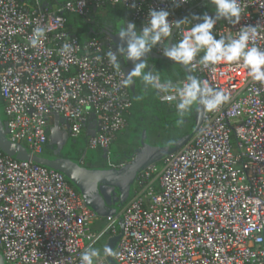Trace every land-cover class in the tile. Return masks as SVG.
Masks as SVG:
<instances>
[{
    "label": "built area",
    "instance_id": "2783aa9c",
    "mask_svg": "<svg viewBox=\"0 0 264 264\" xmlns=\"http://www.w3.org/2000/svg\"><path fill=\"white\" fill-rule=\"evenodd\" d=\"M202 1L209 0H64L54 7L0 0V100L8 139L31 157L42 156L57 115L68 138H86L91 151H110L130 125L133 98L130 86L121 85L122 65L118 72L108 61L106 53L115 51L110 40L80 42L64 14L90 21L92 10L122 5L139 31L150 9L168 11L175 22ZM239 2V23L216 21L214 36L235 37L242 27L256 26L252 43L264 50V0ZM35 27L46 35L32 47ZM191 27L179 26L176 41ZM167 40L152 50L163 55ZM190 71L226 90L231 101L216 112L203 109L192 138L141 171L118 215L104 224L63 175L0 151L5 264H80L87 247L119 233L118 217L123 233L112 255L118 264H264V83L247 77L240 63ZM100 251L97 264H108L103 246Z\"/></svg>",
    "mask_w": 264,
    "mask_h": 264
},
{
    "label": "clouds",
    "instance_id": "9594fccd",
    "mask_svg": "<svg viewBox=\"0 0 264 264\" xmlns=\"http://www.w3.org/2000/svg\"><path fill=\"white\" fill-rule=\"evenodd\" d=\"M177 3L187 0H176ZM215 8V16H194L202 22L192 24V27L175 44L163 48L162 54L171 61L194 70L198 65L215 67L220 63H240L247 71V77L253 81L264 83V50L252 43L256 37V26L242 27L235 37L221 36L218 39L213 34L217 19H224L232 24L240 21L243 9L239 0H211ZM169 12L166 10L150 9L148 19L142 29L137 31L132 22H123L117 32V38L122 42L115 51L110 49L106 55L109 63L116 71H121L119 58H126L133 64L130 72L124 75L121 81L123 87L134 85L139 78L145 88H153L164 94L166 100H176L178 116L176 124L183 123V117L194 107H202L207 112H216L223 105L231 101L226 90L213 88L207 80L189 76L182 85H173L171 82H161L160 77L148 71L147 55L157 45L170 37L173 28H178L180 22H170ZM45 29L35 27L32 31L29 44L37 47L45 38ZM69 47L68 45L64 46ZM203 53V55H200ZM199 57V60H197ZM97 59H100L97 57ZM105 257L114 255L107 245L103 247ZM101 251L89 246L80 254V264H97Z\"/></svg>",
    "mask_w": 264,
    "mask_h": 264
},
{
    "label": "water",
    "instance_id": "95a60500",
    "mask_svg": "<svg viewBox=\"0 0 264 264\" xmlns=\"http://www.w3.org/2000/svg\"><path fill=\"white\" fill-rule=\"evenodd\" d=\"M192 7L183 14L176 16L175 22L182 21L191 11ZM122 21L118 22L115 30L103 29L101 33L105 38L109 39L112 48L115 50L121 46L122 42L117 38V32ZM178 28H173L170 37L167 40L166 47H170L174 43L175 34ZM93 31V30H92ZM147 63L150 67L160 62H169L178 66L185 75V81L189 76H193L188 67L175 63L164 55H157L153 50L147 55ZM123 70L127 74L133 68V64L126 58H120ZM135 88L136 84L130 86ZM176 106V100L174 99ZM192 116V125L188 132L180 136L171 143L150 144L146 132H143L138 140V147L134 153L130 155L126 162L113 167H86L80 164L73 157H64L60 155V149L68 140L66 131H62L59 124L63 120L57 115L54 116L53 126L48 128L49 145L56 146L53 155L30 156L27 149L20 144L10 141L7 137L6 118L3 114V105L0 103V151L3 155L18 161H29L41 165L49 170L60 173L80 194L86 207L94 213L95 216L102 219L115 217L118 215L120 208L129 199L133 185L138 174L151 164L162 161L166 156L178 151L185 145L196 133L201 125L203 117V108L194 107L190 112ZM93 135V132H89ZM104 151V150H103ZM106 152V151H104ZM119 233L108 238L104 246L107 245L112 251L115 250L123 233V221L118 217ZM103 246V247H104ZM108 264H118L113 256L105 257ZM0 264H5L4 258L0 253Z\"/></svg>",
    "mask_w": 264,
    "mask_h": 264
},
{
    "label": "trees",
    "instance_id": "16d2710c",
    "mask_svg": "<svg viewBox=\"0 0 264 264\" xmlns=\"http://www.w3.org/2000/svg\"><path fill=\"white\" fill-rule=\"evenodd\" d=\"M42 4H44L47 7H52L53 3L51 0H42ZM60 5V4H58ZM102 9L105 10L104 14H100V9L96 11L93 14V21H87L84 18L70 15V14H64V17L66 18L67 23V29L70 35L75 36L78 38L80 42H84L88 39H98L101 41L105 40V36L100 32V28L103 29H112L115 30L116 25L118 22L125 19L126 16V8L122 5H106ZM129 14V13H128ZM204 15L209 16H215V8L211 3V0L209 1H202L194 6H192V9L190 13L183 19H187L189 21H182L181 25H187L192 26V24L200 23L202 22L199 19H193L194 16L196 17H202ZM223 19H217V22H221ZM137 24V23H136ZM138 26V24H137ZM139 27V26H138ZM93 30V31H92ZM174 43H177L176 39L174 38ZM157 68L160 67L161 73L160 77L162 78L161 81H167V82H173V83H180L182 81H185V75L184 72L176 65L171 64L169 62H158L156 65ZM164 66V69L162 68ZM136 93L133 97V104L132 108L130 110L129 115V123L134 125H139L142 122H147V117L149 113L155 114L157 113L164 119H168V124L172 126V123H170V120L177 121L180 117L178 116L177 109L175 104H168L160 100L157 94H149L152 91V88L149 90H146L145 87L142 86L141 81H137L136 84ZM0 103L2 104L1 100ZM183 123L180 125V133L176 137H170L166 143H171L178 139L180 136L188 132L192 125V116L190 115V112L186 114L183 118ZM175 127L174 124L172 128ZM151 128V129H150ZM149 131L152 130V127L150 126ZM185 129L186 132H181L182 129ZM155 132V131H154ZM162 143V144H166ZM102 223H105V219H101Z\"/></svg>",
    "mask_w": 264,
    "mask_h": 264
},
{
    "label": "flooded vegetation",
    "instance_id": "af4514ba",
    "mask_svg": "<svg viewBox=\"0 0 264 264\" xmlns=\"http://www.w3.org/2000/svg\"><path fill=\"white\" fill-rule=\"evenodd\" d=\"M119 26V25H117ZM100 30H103V28H100ZM101 32V31H100ZM148 64V71H154L157 69V66L150 67V64ZM164 69V66H162ZM136 81H140L139 78L135 79ZM143 132H146V136L148 137L149 129L148 127H144L141 129V132L139 134V137L137 140L140 139ZM133 135V134H132ZM133 139L129 138L125 145L120 148V154L117 156V152L113 153L110 151H91L87 148V141L86 138H81L78 141H73L70 138L61 146L60 149V155H63L64 157H73L75 160L79 161L80 164L86 167H101L100 165L103 163H109L113 166H119L123 163H121L122 160L126 162V159L132 155L135 151V149L138 147V141L136 142V147H132ZM116 145V143H115ZM56 151V146L49 145V142L47 143L45 154L44 155H53V153ZM122 158V160H121Z\"/></svg>",
    "mask_w": 264,
    "mask_h": 264
},
{
    "label": "rangeland",
    "instance_id": "374dc122",
    "mask_svg": "<svg viewBox=\"0 0 264 264\" xmlns=\"http://www.w3.org/2000/svg\"><path fill=\"white\" fill-rule=\"evenodd\" d=\"M101 14H104V13H101ZM90 21H93V20H90ZM154 74L158 75L160 77V73H161V69L160 67L157 68L156 70L152 71ZM162 78L160 77V80ZM161 82H167V81H161ZM173 85H177L176 83H173ZM142 86L144 87V85L142 84ZM151 88H146V90H149ZM153 91H154V94L158 92V96L160 98L161 101L165 102V103H168V104H175L174 103V99L172 100H166L164 99V94L160 93L158 90L156 92L155 89L152 88V91L149 93L150 95L153 94ZM168 119H164L162 118L160 115H158L157 113L155 114H152V113H149L148 114V117H147V122L150 123L147 125L146 121L145 122H142L141 124L139 125H134V124H131L129 125L128 129L119 136V139L120 141L115 145H113L111 147V151L114 153L117 152V156L121 155L120 154V145L123 143V145H125V143L127 142V140L129 138H132L133 139V144H132V147H136V142L138 141V137H139V134L141 132V129L144 128V127H148V129L150 128V126L152 127V130H150L148 132V140H149V143L150 144H157V143H166V141L169 140L170 137H176L179 135L180 133V125H177L176 124V121H174L173 119L170 120V123H172V126L174 124L175 127L172 128V126H170L168 124ZM151 129V128H150ZM186 128L182 129L181 132H186L185 131ZM187 130V129H186ZM155 131V132H154ZM133 134V135H132ZM122 160V158H121ZM121 163H125L124 160L121 161ZM101 167H113V165L109 164V163H103L100 165ZM102 246H100V243L97 244V249H101Z\"/></svg>",
    "mask_w": 264,
    "mask_h": 264
},
{
    "label": "crops",
    "instance_id": "0c3cea01",
    "mask_svg": "<svg viewBox=\"0 0 264 264\" xmlns=\"http://www.w3.org/2000/svg\"><path fill=\"white\" fill-rule=\"evenodd\" d=\"M52 1V3H53V5H52V7H54V6H57L58 4H61L64 0H51ZM99 10V9H98ZM98 10H92V12H93V14L96 12V11H98ZM98 12H100V14L101 13H104L105 12V10L104 9H100V11H98ZM92 19H93V16H92ZM91 19V20H92ZM122 22H125V23H127V22H132V23H134L135 25H136V28H137V31H138V26H137V24L135 23V22H133L132 20H131V18H130V16H129V14H128V11H126V16H125V19H123L122 20ZM153 67V66H152ZM153 71V70H152ZM135 84H137V81L135 80ZM136 88H137V86L135 87V88H131L130 87V91H131V94H132V98L134 97V95H135V93H136ZM59 126H60V124H59ZM120 141V139H119V137H118V139H117V141H116V144L118 143ZM124 145H123V143L120 145V148H122ZM100 243V246H104V243H105V241H101V242H99Z\"/></svg>",
    "mask_w": 264,
    "mask_h": 264
}]
</instances>
